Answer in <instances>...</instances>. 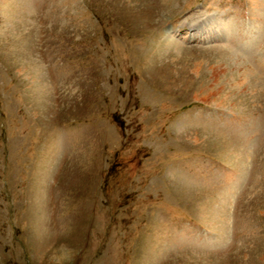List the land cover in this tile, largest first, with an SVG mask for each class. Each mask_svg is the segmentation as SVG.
<instances>
[{
	"label": "rangeland",
	"instance_id": "1",
	"mask_svg": "<svg viewBox=\"0 0 264 264\" xmlns=\"http://www.w3.org/2000/svg\"><path fill=\"white\" fill-rule=\"evenodd\" d=\"M0 264H264V0H0Z\"/></svg>",
	"mask_w": 264,
	"mask_h": 264
}]
</instances>
